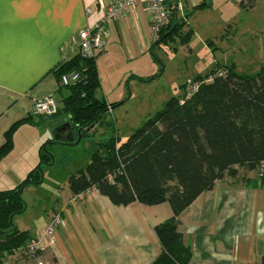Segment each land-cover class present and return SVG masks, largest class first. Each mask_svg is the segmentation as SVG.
Instances as JSON below:
<instances>
[{"label": "crops", "instance_id": "0c3cea01", "mask_svg": "<svg viewBox=\"0 0 264 264\" xmlns=\"http://www.w3.org/2000/svg\"><path fill=\"white\" fill-rule=\"evenodd\" d=\"M115 1L0 0V149L13 127L31 136L50 119L32 116L34 102L62 95L58 66L79 53V32L96 25ZM212 2L168 0V5L181 24L187 12L208 9ZM105 29L106 49L97 59L99 90L108 105H122L128 88L149 83L154 73L150 15L138 5ZM30 117L34 119L25 122ZM19 132L14 134L15 145ZM30 141L43 143L42 139L34 142V136ZM31 159L22 156L16 172L29 167L21 163ZM74 197L69 186L44 197L34 226L14 217V226L33 240L55 216L63 218V225L37 258L23 260L16 254L2 264H153L158 259L162 249L154 229L172 218L169 203L124 207L100 193L77 203ZM179 221L183 243L192 253L189 264H262L264 176L257 172L227 176L193 202Z\"/></svg>", "mask_w": 264, "mask_h": 264}, {"label": "trees", "instance_id": "16d2710c", "mask_svg": "<svg viewBox=\"0 0 264 264\" xmlns=\"http://www.w3.org/2000/svg\"><path fill=\"white\" fill-rule=\"evenodd\" d=\"M181 27L171 14L170 24L152 45L151 54L179 35ZM99 55L88 59L78 53L57 68L59 82L62 75L72 71L82 76L80 82L65 87L69 94L62 98L63 107L58 113L62 110L69 114L76 141L78 131L82 139L90 136L118 106L97 98L101 87ZM219 71L216 68L196 77L192 84L198 83L199 88L190 98L184 102L178 97L170 99L161 112L125 142L118 137L100 142L90 163L68 180L73 195L95 187L116 206L169 203L172 218L154 229L162 252L153 264H189L192 253L183 243L179 217L202 194L212 191L217 182L251 172L264 176V68L255 76L238 75L233 66L227 67L224 76ZM14 130L15 127L7 134L0 160L13 148ZM53 141L42 147L41 165L23 182L0 191V264L19 250L23 260L40 255L26 253L33 239L14 226L13 218L26 212L24 191L41 184L42 167L53 162L48 150Z\"/></svg>", "mask_w": 264, "mask_h": 264}, {"label": "rangeland", "instance_id": "374dc122", "mask_svg": "<svg viewBox=\"0 0 264 264\" xmlns=\"http://www.w3.org/2000/svg\"><path fill=\"white\" fill-rule=\"evenodd\" d=\"M186 14L180 34L156 48L150 56L154 73L149 83L132 85V90L128 88L127 101L110 110L94 132L78 145L48 146L53 162L42 167L41 184L30 186L24 192L28 211L18 216L17 221H26L34 226L35 217H39L44 208L42 199L68 187L69 178L90 163L100 142L113 137L125 142L149 118L161 112L170 99L182 98L188 88L187 83H192L196 77L205 76L216 68L226 74L228 66H233L238 75L255 76L264 68V0H213L210 8ZM62 90V95L57 97L60 109L63 107L61 98L69 94L68 89ZM97 96L104 100L102 89ZM68 119L69 114L61 110L60 114L35 128V135L28 136L26 131L24 135L18 127L14 130L13 148L0 160L1 188H15L41 165L42 147L50 143L48 138L55 139L59 125ZM17 130L20 138L15 145ZM33 136L34 142L42 139L43 143H32L30 138ZM22 156L32 157L34 161L21 163L29 167L19 174L16 170Z\"/></svg>", "mask_w": 264, "mask_h": 264}, {"label": "built area", "instance_id": "2783aa9c", "mask_svg": "<svg viewBox=\"0 0 264 264\" xmlns=\"http://www.w3.org/2000/svg\"><path fill=\"white\" fill-rule=\"evenodd\" d=\"M138 5H142L148 11L151 20V28L155 42L159 40L160 33L170 24L171 8L168 5V0H116L104 12L102 18L93 27H87L78 34V51L84 58H95L103 53L107 45L106 25L113 21H118L133 11ZM220 76L225 73L220 72ZM82 80V76L78 71H72L61 76V87L72 86ZM212 78L208 82H211ZM199 88V84L188 83V88L181 102L188 99ZM59 104L54 96L47 97L43 100L34 102L32 116L35 118H52L59 113ZM264 170V164L261 165V172ZM99 193L95 187H92L78 195H75L73 202L77 203L80 200L86 199L91 195ZM63 225V218L57 215L53 218L49 227L35 240H32L26 248L28 255H34L46 251L49 247L52 237L57 229ZM20 254V250L16 252Z\"/></svg>", "mask_w": 264, "mask_h": 264}, {"label": "water", "instance_id": "95a60500", "mask_svg": "<svg viewBox=\"0 0 264 264\" xmlns=\"http://www.w3.org/2000/svg\"><path fill=\"white\" fill-rule=\"evenodd\" d=\"M64 131L67 132L68 134H71L72 137L65 139L64 136L62 135ZM77 136L78 137L76 141L75 137L73 136V129L71 128V125L67 123L65 124L64 127H60L57 130V136L55 137L53 144L62 145V146H76L82 140L81 131H78Z\"/></svg>", "mask_w": 264, "mask_h": 264}, {"label": "flooded vegetation", "instance_id": "af4514ba", "mask_svg": "<svg viewBox=\"0 0 264 264\" xmlns=\"http://www.w3.org/2000/svg\"><path fill=\"white\" fill-rule=\"evenodd\" d=\"M67 123H69L70 124V122L69 121H66V122H64L60 127H64L65 126V124H67ZM72 128V127H71ZM62 135L64 136V138L65 139H68V138H70V137H72V135L71 134H68L67 132H63L62 133ZM73 136L75 137V139H76V133H75V131H73Z\"/></svg>", "mask_w": 264, "mask_h": 264}]
</instances>
